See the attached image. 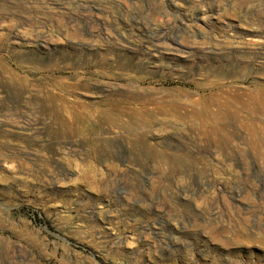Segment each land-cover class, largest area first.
<instances>
[{"label":"rangeland","instance_id":"rangeland-1","mask_svg":"<svg viewBox=\"0 0 264 264\" xmlns=\"http://www.w3.org/2000/svg\"><path fill=\"white\" fill-rule=\"evenodd\" d=\"M0 264H264V0H0Z\"/></svg>","mask_w":264,"mask_h":264},{"label":"bare ground","instance_id":"bare-ground-1","mask_svg":"<svg viewBox=\"0 0 264 264\" xmlns=\"http://www.w3.org/2000/svg\"><path fill=\"white\" fill-rule=\"evenodd\" d=\"M248 129V128H247ZM251 129V128H250ZM252 131V130H251ZM249 133H250V131H249Z\"/></svg>","mask_w":264,"mask_h":264}]
</instances>
